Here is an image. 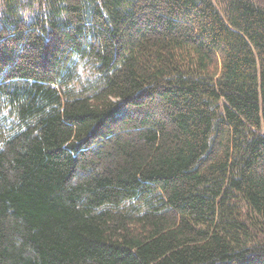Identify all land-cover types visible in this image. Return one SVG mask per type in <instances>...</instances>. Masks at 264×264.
Here are the masks:
<instances>
[{"label": "trees", "instance_id": "16d2710c", "mask_svg": "<svg viewBox=\"0 0 264 264\" xmlns=\"http://www.w3.org/2000/svg\"><path fill=\"white\" fill-rule=\"evenodd\" d=\"M0 264H264V0H0Z\"/></svg>", "mask_w": 264, "mask_h": 264}]
</instances>
